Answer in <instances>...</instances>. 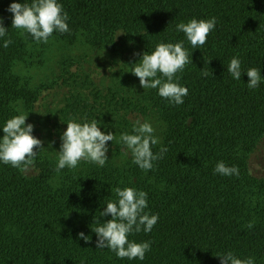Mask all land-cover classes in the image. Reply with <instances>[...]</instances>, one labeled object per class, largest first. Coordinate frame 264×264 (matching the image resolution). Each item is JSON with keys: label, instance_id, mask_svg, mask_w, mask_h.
Here are the masks:
<instances>
[{"label": "trees", "instance_id": "1", "mask_svg": "<svg viewBox=\"0 0 264 264\" xmlns=\"http://www.w3.org/2000/svg\"><path fill=\"white\" fill-rule=\"evenodd\" d=\"M13 2L31 0H0L8 30L0 37V138L6 121L24 114L44 148L26 172L0 161V264H221L215 255L227 252L264 264V174L251 169L264 142V0H58L69 31H54L47 43L63 41L82 48L83 56L99 55L112 72L106 68L109 84L99 104L83 98L76 84L63 104L47 110L37 106L44 87L24 77L33 50L46 43L12 28ZM213 17L216 27L203 49H193L177 31L180 22ZM6 40L11 43L5 48ZM181 41L193 63L176 74L189 91L183 104L174 105L158 89L141 87L130 71L145 51ZM233 57L241 61L239 80L227 71ZM251 67L261 73L255 89L248 88ZM73 75L61 76L71 81ZM82 76L89 81L88 73ZM70 119L97 120L101 131L114 133L103 167L81 161L76 169L56 171ZM136 120L155 128L160 143L154 153L168 149L148 171L119 143L121 133H133ZM220 161L238 167L239 176L214 172ZM116 187L145 191V212L158 214L151 232L129 234L130 241H151L143 260L96 248L91 227L111 219L100 211L117 200ZM80 232L91 241L80 239Z\"/></svg>", "mask_w": 264, "mask_h": 264}, {"label": "clouds", "instance_id": "2", "mask_svg": "<svg viewBox=\"0 0 264 264\" xmlns=\"http://www.w3.org/2000/svg\"><path fill=\"white\" fill-rule=\"evenodd\" d=\"M8 11L13 13L12 28L20 29L30 34L37 42L47 43L54 31L65 33L69 31L68 13L58 0H31L27 2H13ZM177 31H182L193 49L202 48L207 38L216 27L215 17L211 19L192 18L189 22L177 24ZM166 30V29H165ZM7 29L0 17V37L7 34ZM122 34V33H121ZM137 34V33H132ZM11 40L4 42L8 47ZM140 55V53H136ZM212 60V59H211ZM211 60L206 61L208 64ZM192 62L183 41L178 43L161 42L156 45L153 51H145L139 60L132 64L131 71L139 78L140 85L144 89H158V94L169 100L174 105L184 103V97L188 95V88L181 86L176 74L182 72ZM112 72V68H109ZM231 76L239 80L242 75L241 61L233 57L227 66ZM248 88L255 89L261 81V73L258 68L251 67L247 71ZM204 76L209 73L202 71ZM42 114V113H41ZM28 115L19 114L6 121L3 128V137L0 138V161L4 164L18 168L26 172L34 166V159L38 153L37 149L44 148L43 141L33 135L34 125L26 124ZM114 117V116H113ZM115 119V118H114ZM62 122H64L61 119ZM97 120L83 123L74 119L67 121V129L61 136V147L58 151V163L56 171L64 169H76L81 161L94 163L100 167L106 164L109 159L108 143L115 140L112 132L101 131ZM119 143L121 150L127 155L131 153L132 162L142 170L153 169L154 161L163 158L167 152L166 147H161L158 153L152 148L160 143L159 137L155 135L153 125L144 121L136 120L133 124V133L123 132L120 135ZM51 146V145H50ZM214 172L231 176H239V169L236 166L229 167L223 161L217 163ZM117 200H108L107 207L100 211L101 217L111 216L103 224H99L92 230L97 234L96 248H109L119 258L143 260L146 252L150 251L151 241L135 242L129 240V234L152 231L158 222V214L150 215L145 212L147 208V193L137 190L134 187H116L113 190ZM249 229L254 227V222H249ZM79 238L86 243L91 241V236L80 232ZM221 258V264H255L254 258L241 259L232 252L222 255H215Z\"/></svg>", "mask_w": 264, "mask_h": 264}, {"label": "rangeland", "instance_id": "3", "mask_svg": "<svg viewBox=\"0 0 264 264\" xmlns=\"http://www.w3.org/2000/svg\"><path fill=\"white\" fill-rule=\"evenodd\" d=\"M33 52L35 56L32 58L33 61L31 60V65H27L24 77L32 83L44 87L38 107L47 110L56 104H63L65 98L71 95V90L76 88L74 87L76 84L82 86L80 89L83 92V98H88L91 104H99L101 96L106 93V86L109 84L107 77L109 72L106 70L109 68L102 59L100 61L99 55L92 53L83 56L82 48H73L63 41L40 43ZM67 69L69 71H65ZM84 72L90 75L88 82L83 81L85 79L82 76ZM64 73L74 74L71 78L73 80L65 81L61 76ZM79 75L81 76L79 77ZM39 104L42 105L39 106ZM48 128L54 130V127L50 125ZM40 134V132H36L37 136ZM251 169L257 175L264 174V142L253 154Z\"/></svg>", "mask_w": 264, "mask_h": 264}]
</instances>
